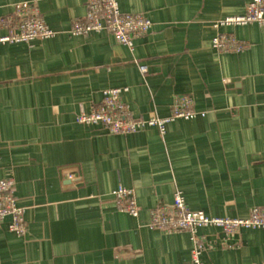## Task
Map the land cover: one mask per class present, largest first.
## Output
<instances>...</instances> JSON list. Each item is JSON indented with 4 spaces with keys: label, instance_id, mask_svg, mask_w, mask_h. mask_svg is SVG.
Segmentation results:
<instances>
[{
    "label": "crops",
    "instance_id": "crops-1",
    "mask_svg": "<svg viewBox=\"0 0 264 264\" xmlns=\"http://www.w3.org/2000/svg\"><path fill=\"white\" fill-rule=\"evenodd\" d=\"M33 1L56 35L0 44V180L14 181L26 222L24 235L10 231L11 217L2 222L0 264H193L192 235L152 228L153 209L180 193L210 218L264 210V28H214L252 0H117L121 12L153 25L133 49L106 31L71 34L88 0H0V16ZM220 34L248 48L219 52L212 41ZM107 89L124 91L134 119L169 118L180 95L205 115L164 133L79 124ZM120 187L134 193L138 217L117 208ZM197 237L207 246L202 264L264 262L262 228L229 235L208 227Z\"/></svg>",
    "mask_w": 264,
    "mask_h": 264
},
{
    "label": "built area",
    "instance_id": "built-area-1",
    "mask_svg": "<svg viewBox=\"0 0 264 264\" xmlns=\"http://www.w3.org/2000/svg\"><path fill=\"white\" fill-rule=\"evenodd\" d=\"M252 24L264 28V0H252L247 5L244 15L218 21L214 28ZM152 26V22L143 14L121 12L117 0H88L87 15L83 20L74 22L71 34L87 36L106 31L120 44L133 49L134 41L147 36ZM0 29L9 31L8 35L0 37V44L30 43L35 40H47L56 35L44 21L34 1L17 4L11 16H0ZM212 46L222 53H239L248 48L246 43L230 34L216 36ZM140 71L143 75H147L148 67L141 65ZM123 93L122 89L103 91L101 102L93 106L91 112L79 115L77 122L82 125L102 126L112 135H130L150 127H157L161 133H164L166 125L175 120H193L199 115H205L197 112L192 97L180 95L174 99L169 118L134 119L130 109L123 102ZM73 174L64 170L63 178L73 181L75 178ZM14 185L11 179L0 180V226L7 217H11L10 231L17 235H24L26 233L24 210L17 205ZM113 194L120 211L138 217V206L132 191L120 187ZM150 226L168 233H190L194 240V248L191 252L192 262L202 264L200 257L207 246L197 237L199 229L216 227L223 229L229 235L241 229H264V210L255 208L248 218L243 219L210 218L202 212L190 210L183 196L177 193L171 207H156L151 211Z\"/></svg>",
    "mask_w": 264,
    "mask_h": 264
}]
</instances>
